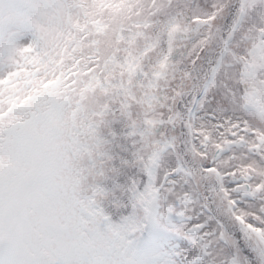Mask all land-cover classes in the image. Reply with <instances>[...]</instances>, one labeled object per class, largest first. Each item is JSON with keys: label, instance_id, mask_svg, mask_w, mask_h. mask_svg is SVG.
Returning <instances> with one entry per match:
<instances>
[{"label": "snow or ice", "instance_id": "6c2138e0", "mask_svg": "<svg viewBox=\"0 0 264 264\" xmlns=\"http://www.w3.org/2000/svg\"><path fill=\"white\" fill-rule=\"evenodd\" d=\"M0 264H264V0H0Z\"/></svg>", "mask_w": 264, "mask_h": 264}]
</instances>
